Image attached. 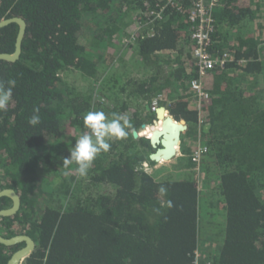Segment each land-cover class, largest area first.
<instances>
[{"label":"trees","instance_id":"trees-1","mask_svg":"<svg viewBox=\"0 0 264 264\" xmlns=\"http://www.w3.org/2000/svg\"><path fill=\"white\" fill-rule=\"evenodd\" d=\"M189 4L0 0V19L26 21L19 58L0 61V82L16 80L0 112V189L21 199L15 214L0 216V234L34 239L22 264H194L206 240L212 264H264V4L221 0L214 10L209 50L232 58L205 77L210 99L200 112L189 89ZM17 30L14 22L0 28V53L13 51ZM159 94L188 127L176 163L149 172L143 163L157 164L148 157L154 148L132 131L155 119L149 105ZM34 108L40 123L32 126ZM89 111L127 115L130 127L81 177L63 159L88 131ZM198 136L209 148L202 189L189 157ZM10 203L0 198V208ZM21 246L0 243V264Z\"/></svg>","mask_w":264,"mask_h":264},{"label":"built area","instance_id":"built-area-1","mask_svg":"<svg viewBox=\"0 0 264 264\" xmlns=\"http://www.w3.org/2000/svg\"><path fill=\"white\" fill-rule=\"evenodd\" d=\"M185 1L186 0H165V6L181 9ZM220 2L221 0H190L189 8H187V18L190 22L189 36L191 41L192 69L196 73L195 77L190 80L189 89L194 107L199 112L203 103L210 99V93L205 86V77L211 70L225 65V63L232 58V54L228 51H223L221 54L213 56L209 50L212 43L211 33L214 28V10L219 6ZM261 3L264 4V0H261ZM162 13L163 9L156 12V18H162ZM165 98L166 97L160 94L154 97L150 102L149 110L155 114V109L159 105H164L160 104V102L165 100ZM154 121L155 119L152 124H146V127L151 126L155 128L156 124ZM198 124L201 126V118H199ZM141 129L144 128H140V130ZM140 130H137L138 133H140ZM139 136L147 137V135ZM208 151V146L200 140L199 136L197 144L189 155L191 162L194 164L193 170L196 171V176L201 174L203 158ZM177 155L182 154L179 151ZM147 167L148 166H146V168ZM207 243L204 244L206 247L205 250L197 248L194 251V264H212V258L209 255L212 254V246H208L210 244Z\"/></svg>","mask_w":264,"mask_h":264},{"label":"water","instance_id":"water-1","mask_svg":"<svg viewBox=\"0 0 264 264\" xmlns=\"http://www.w3.org/2000/svg\"><path fill=\"white\" fill-rule=\"evenodd\" d=\"M18 23L19 29L16 37L15 48L11 53L1 52L0 60L14 62L17 60L21 53V45L26 31V21L19 16H12L0 19V28L10 24ZM156 127L152 129L150 135V143L154 150L149 154V160L159 163L172 160L179 152L182 134L187 130V123L184 120L175 119L167 110L165 105H159L155 109ZM146 123L141 125L145 128ZM132 136L137 138L139 133L137 130L132 131ZM143 165L148 166L145 161ZM6 196L12 200L8 207L0 208V216H11L15 214L20 207V195L13 188L0 189V198ZM24 242V245L16 249L9 257L8 264H22L24 259L28 257L35 248L34 239L27 234H16L13 236H4L0 234V243L6 246H12Z\"/></svg>","mask_w":264,"mask_h":264},{"label":"clouds","instance_id":"clouds-1","mask_svg":"<svg viewBox=\"0 0 264 264\" xmlns=\"http://www.w3.org/2000/svg\"><path fill=\"white\" fill-rule=\"evenodd\" d=\"M7 87L0 82V112L7 111L12 100V90L16 86V80L7 82ZM28 123L35 126L40 123L39 109L34 108L33 114L29 117ZM83 123L88 130L80 135L70 150V155L63 159L64 167L75 165L76 172L81 177H86L93 161L102 153L108 152L111 148L109 141L119 140L127 135L126 129L130 127V120L127 115L113 114L109 119L103 111H89L83 117ZM161 194H166L167 189L159 188ZM171 207V202L168 204ZM159 212V209H155Z\"/></svg>","mask_w":264,"mask_h":264},{"label":"rangeland","instance_id":"rangeland-1","mask_svg":"<svg viewBox=\"0 0 264 264\" xmlns=\"http://www.w3.org/2000/svg\"><path fill=\"white\" fill-rule=\"evenodd\" d=\"M145 30H147V26H145V25H143V27L141 28V31H145ZM263 45H264V42H263ZM264 54V53H263ZM264 56V55H263ZM71 80H77L79 83H80V85H83L84 84V81H81L80 79H79V77L78 76H76V77H74V76H72L71 77ZM76 83V82H75ZM164 96V95H163ZM152 123H153V121H152ZM151 123V124H152ZM141 128V127H140ZM138 130H140V129H138ZM184 134V133H183ZM182 134V135H183ZM198 138H199V136H198ZM198 138L195 140L196 142H195V145L197 144V142H198ZM201 138V137H200ZM201 140V139H200ZM163 167H165L166 169L167 168H170V165L171 164H161ZM75 168L76 167H74V168H72L71 169V174H73V172H75V174H78V173H76V171H74L75 170ZM147 169V171H149V172H152L153 171V167L152 168H149V167H147L146 168ZM203 173V172H202ZM202 177H203V174H202ZM197 179H198V175H197ZM202 182H203V179H198V186L200 187V189H202L203 188V186H202ZM204 215V214H203ZM207 217H203V219H201V221L203 220L204 221V219H206ZM210 219H212L213 221H214V217H209L208 216V219H207V221L208 220H210ZM217 219H218V217L216 218V220H215V222H217ZM202 221V222H203ZM207 232L208 231V225H207V223L206 222H204V227H203V229H202V233H204V232ZM202 235V238H204L205 236L203 235V234H201ZM204 236V237H203ZM204 241V240H203ZM206 242H207V240L205 241V243L204 244H206ZM208 244V243H207ZM208 246H210L211 247V245H208Z\"/></svg>","mask_w":264,"mask_h":264},{"label":"crops","instance_id":"crops-1","mask_svg":"<svg viewBox=\"0 0 264 264\" xmlns=\"http://www.w3.org/2000/svg\"><path fill=\"white\" fill-rule=\"evenodd\" d=\"M179 151H180V147H179ZM178 156H180V155H176L172 160H170V161H165V162H159V163H157L154 167H153V170H157V171H159V172H163V171H166V168L165 167H163L161 164H171L170 165V167L174 164V163H176V158L178 157Z\"/></svg>","mask_w":264,"mask_h":264},{"label":"flooded vegetation","instance_id":"flooded-vegetation-1","mask_svg":"<svg viewBox=\"0 0 264 264\" xmlns=\"http://www.w3.org/2000/svg\"><path fill=\"white\" fill-rule=\"evenodd\" d=\"M15 23V22H14ZM17 25H18V29H19V24L18 23H16ZM17 33H18V30H17ZM16 37H17V35H16ZM16 37H15V41H14V48H15V42H16ZM13 51H14V49H13ZM12 51V52H13ZM1 60H4V59H1ZM0 60V61H1ZM4 61H7V60H4ZM8 62H11V61H8ZM3 197H5V196H3ZM2 198V197H1ZM10 199V198H9ZM11 200V199H10ZM11 203H12V200H11ZM11 203H10V205H11ZM22 243V246L24 245V242H21ZM18 244H20V243H18ZM21 246V247H22ZM20 248V247H19Z\"/></svg>","mask_w":264,"mask_h":264},{"label":"bare ground","instance_id":"bare-ground-1","mask_svg":"<svg viewBox=\"0 0 264 264\" xmlns=\"http://www.w3.org/2000/svg\"><path fill=\"white\" fill-rule=\"evenodd\" d=\"M151 131H152V130H151ZM151 131H150V132H151ZM149 135H150V133L148 134V136H149Z\"/></svg>","mask_w":264,"mask_h":264}]
</instances>
